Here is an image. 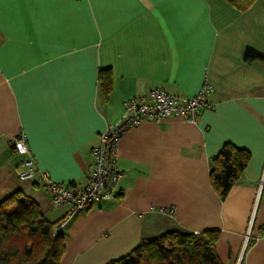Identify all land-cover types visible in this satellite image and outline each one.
Here are the masks:
<instances>
[{
	"label": "crops",
	"instance_id": "0c3cea01",
	"mask_svg": "<svg viewBox=\"0 0 264 264\" xmlns=\"http://www.w3.org/2000/svg\"><path fill=\"white\" fill-rule=\"evenodd\" d=\"M249 49L262 59L246 60ZM205 84L215 109L194 123L122 136L117 196L63 228L60 264H107L144 240L206 231L220 233L222 264H264V0L246 11L227 0H0V203L20 192L52 223L67 213L39 175L19 180L21 135L40 173L83 186L126 101L154 88L192 98ZM226 144L251 158L222 201L210 173Z\"/></svg>",
	"mask_w": 264,
	"mask_h": 264
},
{
	"label": "trees",
	"instance_id": "16d2710c",
	"mask_svg": "<svg viewBox=\"0 0 264 264\" xmlns=\"http://www.w3.org/2000/svg\"><path fill=\"white\" fill-rule=\"evenodd\" d=\"M227 1L238 10L246 11L256 0ZM257 59L262 56L249 49L246 60ZM101 78L106 81L107 77ZM250 158L248 151L226 144L213 159L210 181L222 201L242 177ZM59 223L48 221L37 203L20 192L2 201L0 264H60L65 254V239L62 234L54 236ZM219 238V231L170 232L142 241L128 255L107 264H222L216 252Z\"/></svg>",
	"mask_w": 264,
	"mask_h": 264
},
{
	"label": "built area",
	"instance_id": "2783aa9c",
	"mask_svg": "<svg viewBox=\"0 0 264 264\" xmlns=\"http://www.w3.org/2000/svg\"><path fill=\"white\" fill-rule=\"evenodd\" d=\"M211 87L205 84L192 98L169 94L162 88H154L147 96L125 102L123 118L114 126H109L101 136L99 146L93 149L92 171L85 185L60 184L53 181L48 173H40L31 152L27 137L21 135L14 142L16 154L26 156L19 180L34 181L39 175L54 208L66 210L65 218L55 228L54 236L61 234L78 215L91 211L98 202L116 198L123 173L118 168V145L122 136L143 122L161 123L170 118H180L194 123L202 110L215 109L209 101ZM261 237L264 238V229ZM250 241L247 236L246 245ZM242 264V260L238 262Z\"/></svg>",
	"mask_w": 264,
	"mask_h": 264
}]
</instances>
